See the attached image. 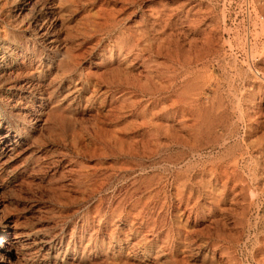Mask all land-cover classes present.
I'll return each mask as SVG.
<instances>
[{"label":"rangeland","instance_id":"1","mask_svg":"<svg viewBox=\"0 0 264 264\" xmlns=\"http://www.w3.org/2000/svg\"><path fill=\"white\" fill-rule=\"evenodd\" d=\"M263 195L264 0H0V264H264Z\"/></svg>","mask_w":264,"mask_h":264},{"label":"bare ground","instance_id":"2","mask_svg":"<svg viewBox=\"0 0 264 264\" xmlns=\"http://www.w3.org/2000/svg\"><path fill=\"white\" fill-rule=\"evenodd\" d=\"M259 73V72H258ZM6 141V140H5ZM8 146V145H7ZM264 196V195H263ZM259 209V208H258ZM7 223V222H6ZM6 230V229H5ZM3 238L1 240V245H4L6 244V241H7V238L9 237V234H8V231H3L2 235H1ZM11 237V236H10ZM6 249V248H5ZM3 250V249H2ZM1 259V258H0Z\"/></svg>","mask_w":264,"mask_h":264}]
</instances>
